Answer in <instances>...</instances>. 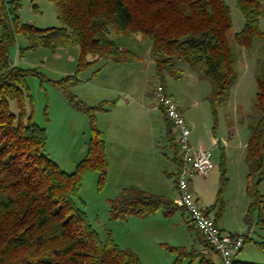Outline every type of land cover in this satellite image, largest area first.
Instances as JSON below:
<instances>
[{
	"label": "trees",
	"instance_id": "16d2710c",
	"mask_svg": "<svg viewBox=\"0 0 264 264\" xmlns=\"http://www.w3.org/2000/svg\"><path fill=\"white\" fill-rule=\"evenodd\" d=\"M48 1L54 6L60 26L36 28L22 23L16 13L17 0H0V264H140L137 254L120 247L109 232L102 240L89 222L83 203L79 205L74 200L86 173H97L99 187L105 184L108 162L101 132L93 120L94 111L103 110V106H86L68 88L77 81V74L93 62L133 61L135 53L118 46L110 32L135 35L149 42L155 75L161 79L165 73L180 77L179 62L207 78L211 84L207 98L215 115L217 105L225 101L234 81L235 46L249 51L253 38L264 42V31L259 27L264 0H234L243 17V27L233 34L229 32L230 9L224 0ZM7 3L11 6L5 7ZM17 34L25 40V46L18 47L19 52L36 46L50 51L78 47L74 73L52 81L75 108L90 116L86 153L71 172L61 170L45 154V128L35 123L27 111L26 77L40 75L35 69L12 64L8 51ZM256 81L259 118L251 129L244 155L245 190L250 197L247 223L253 209L257 210L258 223H264V193L257 190L264 181V65ZM12 102L15 111L11 109ZM166 124L173 135L170 142L179 169L174 133L167 120ZM219 204L218 193L207 209L214 212L215 220L219 217ZM161 206H166V214L180 208L163 196L126 186L109 201L108 213L111 220L145 217ZM203 245L221 264L204 238ZM257 246L264 250V241ZM232 264L255 263L233 258Z\"/></svg>",
	"mask_w": 264,
	"mask_h": 264
},
{
	"label": "rangeland",
	"instance_id": "374dc122",
	"mask_svg": "<svg viewBox=\"0 0 264 264\" xmlns=\"http://www.w3.org/2000/svg\"><path fill=\"white\" fill-rule=\"evenodd\" d=\"M224 1L230 9L232 28L229 32L233 34L242 29L243 17L234 0ZM17 3L19 5L16 13L22 23L36 28L60 26L54 6L48 0H17ZM6 5L10 7L11 3L5 4V7ZM259 27L264 31V10L259 18ZM110 37L118 46L139 50L145 56L143 62H149L146 50L149 48L148 41L140 46L136 40L137 36L116 34L112 31ZM24 46V38L17 34L8 54L12 64L24 69H35L40 75L26 77L29 93L27 111L32 114L35 123L45 128V154L61 170L71 172L86 153L90 116L75 108L67 95L52 81L74 73L78 47L73 45L50 51L36 46L19 52L18 47ZM235 52L237 61L234 66V81L225 101L217 105L215 115L207 98L211 91L210 81L200 76L196 70H188L185 63L177 64L183 71L180 77L165 73L162 82L191 126L189 141L192 137H201V140L204 139L201 143L211 147L210 135L216 138V145L209 148L213 163L212 173L196 178L192 189L195 192L196 187H200L197 192L204 202L199 204L207 210L219 193L220 210L217 224L223 231L240 234L246 240L236 259L264 264V250L257 246L258 242L264 241V223H258L257 210L253 209L249 215L250 222H245L250 197L245 190L247 167L244 162L247 140L259 118V111L255 106L256 80L263 72L264 42L255 37L249 51L236 45ZM135 62L136 59L128 64H114L111 61H106L105 64L104 61L98 60L81 70L77 74V81L68 88L69 93L86 106H103V110L94 111L93 120L94 126L99 131V128L103 129L105 135L108 117H113V113L122 112L119 106L114 109L110 107V100L116 98L114 101L118 102L139 101L134 95L139 96L142 92L144 74L146 87L149 89L151 82L156 78L151 68L146 69L144 73V63ZM123 80L131 81L128 87ZM154 103L151 97L141 105L160 115L159 109L154 108ZM11 109L15 111L13 102ZM118 119L121 118L118 116ZM163 125L162 122V147L158 156L160 158L154 163H148L145 169L147 176L152 180L151 192L172 202L174 154L171 143L164 139ZM142 145L145 147L144 143ZM117 161V157L114 163L107 160L106 182L102 187L97 184V173H86L78 197L74 199L79 205L83 203L82 208L100 238L104 240L109 232L122 248L130 246L132 251L136 250L140 264H206L208 261L218 264L213 253L206 256L202 254L205 247L198 240L186 212L180 208H173L170 214H166V206H161L155 213L145 217L127 216L119 220L109 218V201L119 185L128 184L125 181V167L117 166ZM223 171L225 178L222 176ZM257 190L264 193V181L257 185ZM210 201L211 204L205 205ZM212 213L214 215V212Z\"/></svg>",
	"mask_w": 264,
	"mask_h": 264
},
{
	"label": "crops",
	"instance_id": "0c3cea01",
	"mask_svg": "<svg viewBox=\"0 0 264 264\" xmlns=\"http://www.w3.org/2000/svg\"><path fill=\"white\" fill-rule=\"evenodd\" d=\"M139 41L140 46L141 43L145 41H141L139 38L136 39ZM122 47V46H120ZM126 48V47H124ZM129 49V48H128ZM132 50V49H130ZM147 54H149V62L144 63L143 61L145 60V56L141 54L139 50H132L135 55H136V62L135 63H144L142 65L143 72L145 73V70L148 68H151L153 73L155 74L154 71V63L153 59L151 56V49H150V44L149 48L147 47ZM132 62V61H131ZM106 64V62H104ZM115 64V62H112ZM123 63V64H128ZM182 70V69H181ZM190 70V69H188ZM191 71V70H190ZM183 74V71H182ZM135 79V77H134ZM143 81V86L141 87V94L139 96L134 95L139 101H124L121 100V102L114 101L117 100L116 98L110 100L109 106L114 108H117L118 106L120 109H122V112L120 113H113V117H108V126H105V131L106 135L103 131V129H100L101 132V137L104 141L105 145V150H106V156L107 160L110 163H114V159L117 157L118 161L117 166L125 167V181H127L128 184H121L117 187V191L115 195L112 197V199L118 194V192L126 187V186H137L149 193L154 194L151 192V189H153L152 180L149 179L147 176V170L145 167L148 165V163H154V161L159 159L160 157V142L162 139V132H163V127H162V122L164 126V139H167L169 142L171 141L170 139L172 138L173 135L172 132H168L167 128L168 125L166 124V119L162 111L158 110L160 115H156L155 111H148L147 109L144 108L142 103L145 104L147 101V98L150 99L151 93L149 90V87H146V75L142 77ZM148 82V81H147ZM123 83L126 85V87L129 86L131 83L130 80H123ZM149 86V84H148ZM146 87V88H145ZM166 90V88H165ZM167 92V91H166ZM168 93V92H167ZM169 94V93H168ZM171 96V94H169ZM179 106V105H178ZM112 112V111H111ZM109 112V113H111ZM183 114V113H182ZM118 116L121 119H118ZM185 118V117H184ZM186 120V118H185ZM187 121V120H186ZM188 123V122H187ZM189 125V123H188ZM190 127V132H191V126ZM193 128V127H192ZM168 132V133H167ZM174 138V137H173ZM210 146L214 147L216 145V138L212 135H210ZM175 141V139H173ZM204 141V139H202ZM201 137H192L190 138V144L193 148H206L209 149L211 147H207L206 145L201 143ZM173 141V142H174ZM144 143L145 147L142 145ZM171 143V142H170ZM210 150V149H209ZM173 154H174V147H173ZM167 156V155H166ZM165 156V157H166ZM175 156V155H174ZM173 156V165L174 167V183H173V202L175 203L176 198H177V192H176V175L178 172V163L176 162L175 158ZM112 159V160H111ZM121 159V160H120ZM112 161V162H111ZM211 171L210 174L212 173L213 169V163L211 161ZM209 174V175H210ZM196 178H199L198 176L194 177L190 181V188L191 190L193 189L194 184H196ZM123 183H125L123 181ZM149 185V186H148ZM200 187H196V191L193 192L194 198L197 200L198 203H203L204 201L202 200L201 196L198 194L197 189ZM200 193V192H199ZM111 199V198H109ZM211 204L210 202H207L205 205ZM192 224V223H191ZM193 225V224H192ZM218 225V224H217ZM194 226V225H193ZM218 227L223 230L219 225ZM198 240H200L203 243V238L200 235V232L197 230V228L194 226L193 227ZM113 238V237H112ZM114 240V238H113ZM115 241V240H114ZM116 242V241H115ZM117 243V242H116ZM118 244V243H117ZM119 245V244H118ZM120 246V245H119ZM121 247V246H120ZM123 248H129L132 249V247H123ZM242 249V247H241ZM241 249L234 255V259H236V255L241 253ZM135 252L136 250L133 249ZM136 253V252H135ZM212 252L210 251H203L202 254L209 255ZM214 254V253H213ZM215 257H217L215 255Z\"/></svg>",
	"mask_w": 264,
	"mask_h": 264
},
{
	"label": "built area",
	"instance_id": "2783aa9c",
	"mask_svg": "<svg viewBox=\"0 0 264 264\" xmlns=\"http://www.w3.org/2000/svg\"><path fill=\"white\" fill-rule=\"evenodd\" d=\"M149 90L155 101L154 108L163 112L172 127L179 154L175 204L186 212L205 242L217 253L221 264H232L234 255L243 246L244 237L221 230L213 213L197 202L190 188L192 178L209 175L212 166L211 152L206 148L195 149L191 146L188 138L190 127L176 101L166 92L161 77L156 76Z\"/></svg>",
	"mask_w": 264,
	"mask_h": 264
}]
</instances>
